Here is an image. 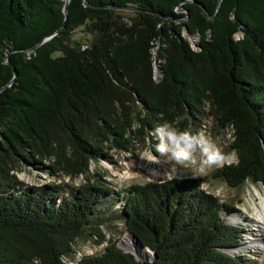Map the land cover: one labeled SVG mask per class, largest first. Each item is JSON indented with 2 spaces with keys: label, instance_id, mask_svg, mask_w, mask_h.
I'll return each mask as SVG.
<instances>
[{
  "label": "trees",
  "instance_id": "trees-1",
  "mask_svg": "<svg viewBox=\"0 0 264 264\" xmlns=\"http://www.w3.org/2000/svg\"><path fill=\"white\" fill-rule=\"evenodd\" d=\"M88 4L71 0L66 17L64 0H0V264H249L231 253L245 233L222 218L234 209L200 179L116 190L91 166L159 124L192 131L203 113L233 133L239 156L212 177L264 186V0ZM124 7L139 10L126 18ZM82 26L93 37L75 46ZM185 31L200 36L199 49ZM23 164L87 183L28 187L10 176ZM113 218L151 253L110 240L77 262L76 241L91 230L105 242Z\"/></svg>",
  "mask_w": 264,
  "mask_h": 264
},
{
  "label": "rangeland",
  "instance_id": "rangeland-1",
  "mask_svg": "<svg viewBox=\"0 0 264 264\" xmlns=\"http://www.w3.org/2000/svg\"><path fill=\"white\" fill-rule=\"evenodd\" d=\"M133 12L134 10L132 9H124L126 18L134 15ZM183 34L189 37L195 48H198L197 45H199L198 42L201 39L200 37L197 35L190 36L187 31ZM91 37L93 36L86 30L85 26L79 27L73 33V38L75 39L73 44L79 46V43L76 42V40L80 43H84ZM80 46L82 48L87 47L86 44ZM154 55L156 56V53H154ZM158 62V60L154 61L155 72L157 74L160 72V69L157 66ZM156 78H158V76ZM207 108L208 107H205V109ZM191 129L193 132L204 131L214 139L217 137L221 138L222 142L226 144L225 151H232L230 149L231 142H229L227 138L228 133L231 131L227 129L220 131L215 128L212 116L208 117V115L200 113L196 119H193ZM151 132L152 129L149 128L144 134H138L139 137L138 135H136V137L134 135L132 150L124 151L113 148L108 151L109 158L107 160L104 159L98 163L93 162L91 166V177L104 172L105 174L102 177L103 181L114 187L116 190L135 184L143 185L148 182L162 183L173 179H194L192 178L191 171L188 169L173 166L163 160H161L159 164H154L141 158V153L144 148L147 147L149 143L153 145L156 143L151 137ZM52 162L53 159L43 161L45 165H49V163ZM217 170L220 169H211L206 176L195 179H200L202 183L207 182L209 187L206 191L218 197L221 203L227 204L234 209L232 213L224 212L222 214L224 222L230 225L240 226L245 231V233L242 234V240L240 247L238 248H242L244 251L237 252L236 250L238 249H236L231 253L246 257L249 264H264V221L258 220L257 216V208L262 211L260 194L264 197V186L256 185L248 181L239 188H231L223 180L212 177ZM10 176L16 177L20 183L28 187L42 186L55 180L58 183L68 185L72 188H78L87 183V178L85 176L72 177L60 173L58 177H53L48 170H39L36 167L34 168L24 164L23 166H19L18 169L12 170ZM78 182L79 186H77ZM221 185L226 186L225 193L221 196H217L215 194V189ZM115 214L117 215L116 212ZM109 216L111 217L113 214H110ZM231 218H234L233 220L235 223L230 220ZM257 220L259 222H257ZM109 224L110 226L103 227V232L106 234L105 242L97 244L99 239L95 235H92L91 230H86L84 235L76 241L74 245V258L77 262L84 256L99 255L103 253L109 245L110 240H114L120 249L129 251L123 246V241L128 239L130 235L124 226L123 221L113 218Z\"/></svg>",
  "mask_w": 264,
  "mask_h": 264
},
{
  "label": "clouds",
  "instance_id": "clouds-1",
  "mask_svg": "<svg viewBox=\"0 0 264 264\" xmlns=\"http://www.w3.org/2000/svg\"><path fill=\"white\" fill-rule=\"evenodd\" d=\"M233 130H234V126ZM151 137L156 141L149 143L141 153V158L159 164L161 160L173 166H179L191 171L192 178L206 176L211 169H221L225 166L239 164L236 150L225 151L226 144L221 138L214 139L204 131L193 132L180 130L172 123L165 122L157 125L151 132ZM229 142H235L232 132L227 135ZM79 186V182L77 184ZM209 184L202 183L200 188L207 190ZM225 185L215 189V194L221 196L225 193Z\"/></svg>",
  "mask_w": 264,
  "mask_h": 264
},
{
  "label": "bare ground",
  "instance_id": "bare-ground-1",
  "mask_svg": "<svg viewBox=\"0 0 264 264\" xmlns=\"http://www.w3.org/2000/svg\"><path fill=\"white\" fill-rule=\"evenodd\" d=\"M260 197H261V209H262V211L257 208V216H258V220L264 221V197L261 194H260ZM233 219L234 218H231L230 220L235 223V221ZM258 220H257V222H259ZM123 246L125 247V249L134 253L138 258L145 257L147 252H148V250L142 249L141 246L137 243V241L131 235H129L128 239H125L123 241ZM236 251L237 252L238 251H244V249L240 248Z\"/></svg>",
  "mask_w": 264,
  "mask_h": 264
},
{
  "label": "water",
  "instance_id": "water-1",
  "mask_svg": "<svg viewBox=\"0 0 264 264\" xmlns=\"http://www.w3.org/2000/svg\"><path fill=\"white\" fill-rule=\"evenodd\" d=\"M70 1H71V0H65L64 12H65L66 17H67V15H68V5H69ZM84 2H85V5H89V4H88V0H84ZM120 9H123V10H124V9L139 10V9H135V8H132V7H124V8H120ZM63 26H64V25H63ZM63 26H62V27H63ZM58 31H59V30H58ZM58 31L55 32V33H53L52 35L46 37L43 41L49 39L50 37H52L53 35H55L56 33H58ZM197 36L200 37L199 35H197ZM43 41H42V42H43ZM42 42L36 44L34 47H31L30 49H28V51H32L34 48H36L37 46H39ZM8 62L11 64L9 58H8ZM13 69H14V73H15V76H14V79H15V78L18 76V72H17V70H16L14 67H13ZM14 79H13V80H14ZM2 89H3V88H2ZM130 235H131L132 237H134V239L140 244L138 238H136V237H135L134 235H132V234H130ZM140 246H142V245L140 244ZM142 248H144V247L142 246ZM145 249L149 250L150 253H151V250H150L149 248H145ZM125 252L130 253V254L136 256L134 253H132V252H130V251H125ZM153 254H154V253H153Z\"/></svg>",
  "mask_w": 264,
  "mask_h": 264
},
{
  "label": "built area",
  "instance_id": "built-area-1",
  "mask_svg": "<svg viewBox=\"0 0 264 264\" xmlns=\"http://www.w3.org/2000/svg\"><path fill=\"white\" fill-rule=\"evenodd\" d=\"M193 47H194V46H193ZM197 47H198V48H195V47H194V48H195V49H199L200 46L197 45ZM157 66H158V68L160 69V72H159V74H157V73L155 72V76H156V77L158 76V78H159V75L162 74V73H161V72H162V66H161L160 61L158 62ZM154 71H155V67H154Z\"/></svg>",
  "mask_w": 264,
  "mask_h": 264
}]
</instances>
